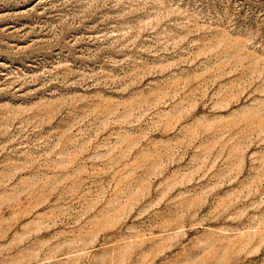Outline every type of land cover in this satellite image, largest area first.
<instances>
[{"label": "rangeland", "instance_id": "rangeland-1", "mask_svg": "<svg viewBox=\"0 0 264 264\" xmlns=\"http://www.w3.org/2000/svg\"><path fill=\"white\" fill-rule=\"evenodd\" d=\"M0 264H264V0H0Z\"/></svg>", "mask_w": 264, "mask_h": 264}]
</instances>
